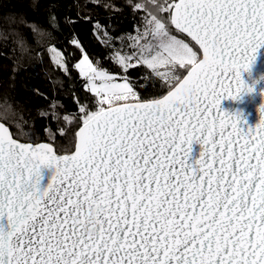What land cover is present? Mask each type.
I'll return each instance as SVG.
<instances>
[{"label":"snow or ice","instance_id":"1","mask_svg":"<svg viewBox=\"0 0 264 264\" xmlns=\"http://www.w3.org/2000/svg\"><path fill=\"white\" fill-rule=\"evenodd\" d=\"M156 11L166 15L149 13L151 39L114 58L127 70L136 57L166 95L138 96L140 82L84 54L75 68L95 103L79 109L74 154L19 143L0 123V264H264V116L245 129L219 108L264 46V0ZM42 166L55 168L44 190Z\"/></svg>","mask_w":264,"mask_h":264},{"label":"trees","instance_id":"2","mask_svg":"<svg viewBox=\"0 0 264 264\" xmlns=\"http://www.w3.org/2000/svg\"><path fill=\"white\" fill-rule=\"evenodd\" d=\"M166 0H0V121L22 143L53 145L60 155L75 149L80 107L95 103L75 64L84 54L94 65L140 82L138 96L159 98L170 90L146 65L125 70L115 55L143 44L147 21ZM141 5L135 8V5ZM97 23L100 28L97 29ZM186 43L191 39L172 31ZM73 41H78L77 47ZM194 43V42H191ZM191 46V45H190ZM81 48L83 51H81ZM55 49L64 67L56 62ZM67 68V72H65ZM164 71L163 68L159 69ZM186 75V73H184ZM147 87L149 91L145 92ZM91 101V103H90ZM92 110H95L94 108Z\"/></svg>","mask_w":264,"mask_h":264},{"label":"water","instance_id":"3","mask_svg":"<svg viewBox=\"0 0 264 264\" xmlns=\"http://www.w3.org/2000/svg\"><path fill=\"white\" fill-rule=\"evenodd\" d=\"M184 35L187 36L186 34ZM241 79L244 82L243 90L235 98H223L219 108L220 111L225 113L226 115L238 119L240 121L241 127L245 129L254 128L259 123L262 116H264V114L259 111L260 106L264 104V46L257 50V52L255 53V59L251 62L249 68L246 71H241ZM249 89H251V91H249ZM234 90L235 85H233V91ZM0 123L2 122L0 121ZM4 126L7 127L10 134H12L10 128L5 124ZM78 132L79 130L77 131V133ZM17 142L22 143L18 140ZM42 144H48L56 155H60L56 152V149L53 145L46 142H42ZM191 147L192 151L189 154V161L194 164L195 161L200 158L202 145L193 142ZM74 151L70 154L65 155L74 154ZM54 173V167H41L39 184L37 185L40 190H44L47 188Z\"/></svg>","mask_w":264,"mask_h":264},{"label":"rangeland","instance_id":"4","mask_svg":"<svg viewBox=\"0 0 264 264\" xmlns=\"http://www.w3.org/2000/svg\"><path fill=\"white\" fill-rule=\"evenodd\" d=\"M177 39H179V38H177ZM124 82V81H123ZM131 102V101H130Z\"/></svg>","mask_w":264,"mask_h":264}]
</instances>
